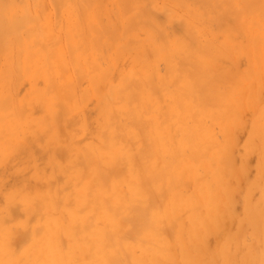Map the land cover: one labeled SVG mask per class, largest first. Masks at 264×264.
Segmentation results:
<instances>
[{
  "label": "rangeland",
  "instance_id": "1",
  "mask_svg": "<svg viewBox=\"0 0 264 264\" xmlns=\"http://www.w3.org/2000/svg\"><path fill=\"white\" fill-rule=\"evenodd\" d=\"M0 9V264H44L49 237L58 263L75 250L74 264H91L102 242L126 247L129 264H183L180 233L202 264H221L222 249L233 264H258L264 164L250 143L264 137V0H0ZM200 81L225 91L219 113L186 86ZM202 127L212 133L200 132L193 151L187 135ZM168 158L179 175L203 164L200 179L170 174L151 196L138 161L158 174ZM206 177L218 194L198 202ZM150 198L164 211L134 239L129 219ZM192 219L211 224L192 235ZM159 232L167 257L152 244Z\"/></svg>",
  "mask_w": 264,
  "mask_h": 264
},
{
  "label": "bare ground",
  "instance_id": "2",
  "mask_svg": "<svg viewBox=\"0 0 264 264\" xmlns=\"http://www.w3.org/2000/svg\"><path fill=\"white\" fill-rule=\"evenodd\" d=\"M85 2L90 5V4H94L96 2V0H85ZM2 9H0V28L2 27L3 23H4V18L1 15L2 14ZM205 50H207V48L205 47L203 52L205 53ZM210 50V48L208 49ZM198 65L195 66V70H194V76L197 79H200L201 77L198 76V72H199V68L197 67ZM229 77L228 76H221L220 81H225L228 80ZM203 81H200L199 83H195V85H186L187 87H190V90L192 92H194L197 96V103H203L206 104L210 107L215 108V111H217L218 113L221 110V106H223L224 104V100L226 97V93L223 90V88L217 86V85H213V87H211L210 89L208 87L203 86ZM195 113L199 114L200 116H202L204 119V113L200 112V111H196ZM207 116L209 117V119L211 120V115L208 113ZM215 120V119H213ZM200 122H202L205 126V120H198ZM202 125V124H201ZM259 131V130H258ZM200 132H204L207 136L210 135V133H212L211 129H209L208 127H202L200 129H193L190 131L189 135H187V137L191 140L190 144L187 145H193L191 146L190 149H192L193 151H196L197 148H200L201 146V142L202 138L198 136V134ZM198 137V138H197ZM197 138V140H196ZM151 149H156V147L152 146L150 147ZM250 151L251 152H259L260 153V157L262 158L261 161L264 164V137L261 136V139L257 142H251L250 143ZM196 156L198 158H196L197 160H202L200 154H198L196 152ZM142 161H138L140 169V172H142L141 174H143V179L144 181L151 186V188L149 189L151 196L157 192V189L160 188V186L162 185V183L166 180L169 179L170 174H172V178L174 180H180L182 181L183 179L186 178H191L192 176H197L198 179H200V170L203 167V164L200 163V168L196 169L198 171V173L196 171H188L186 175H182V174H177L174 171H177L178 169L176 168V164L173 161V158H168L167 159V163L168 165V169H164L162 172L160 173H150L147 169V167L140 163ZM205 162V161H204ZM229 167L232 168L233 165L230 163ZM181 173V172H180ZM232 177L235 178L236 177V172H234L232 174ZM202 188L197 191L195 193V198L196 200L199 201H203V200H207L208 198H213L216 196V194H218V190L215 188V186L213 185V181L208 180V178L206 177L203 181H202ZM159 185V186H158ZM255 186L260 187L262 185H264V183H262L261 181H257L256 183H254ZM228 197L230 198V195L232 196L231 192H228ZM263 195H264V191H263ZM139 198H142V194L140 196H138ZM149 200V199H148ZM245 200L248 201L249 197L245 196ZM102 204H104L105 209H106V204L105 202H102ZM160 206V202L158 200V198L156 200H153L152 198H150L149 203L148 204H142L141 208H137L134 209V215L130 220V223L133 226H136L137 230H132V232L130 233V236L134 239H142L143 237L148 235V232L152 231L154 228L155 223H157V220L159 216L156 214V211L160 210V211H164V209H159ZM248 206L251 208L252 205L248 202ZM256 207L258 208V211L260 212V207L264 208V196L262 198V200L260 202H258L256 204ZM216 222L220 221V220H215ZM211 224L210 223H203L200 219H198L197 221L192 219L191 221V226L192 229L190 231V234L195 235L197 233H199L202 229H205L206 227H209ZM143 230H148V232H141ZM94 233H97V235H105V232L103 230L100 229H94L93 230ZM159 237L157 240L153 241L152 244L155 245V247L157 248L158 252L161 254V256L163 257H167L169 255H171V249L172 247L170 245H168L166 243V240L163 238V235L161 232H159ZM261 236L263 237L262 239L264 240V227L262 229L261 232ZM179 241L181 243V260L183 264H202V261L196 259V256L194 257V255L192 253H190L188 251V248L186 246L185 240L183 238V234L180 233L179 236ZM110 242H117V239H111ZM21 243V241H20ZM45 248H46V253L51 256L49 258V260L47 262H45L44 264H74L76 262L75 260V250H72L71 253L66 257L63 258L62 260L59 261V263L56 261V256L59 254L58 252H60V247L59 245L52 239V238H48L46 240V244H45ZM128 254V249L124 246H120L118 248V250H115L113 252H110L107 248H104L103 243L100 242V245L98 247H96L94 249V258L95 260L91 263V264H129V262L127 260H125L122 256L123 255H127ZM222 254H224L225 256V261H222L221 264H230V260L232 262V264L234 263V257L233 256H229L227 254V252L225 251V249H222ZM131 264H145L144 259L142 258H131ZM258 264H264V247L261 253V257L258 261Z\"/></svg>",
  "mask_w": 264,
  "mask_h": 264
}]
</instances>
